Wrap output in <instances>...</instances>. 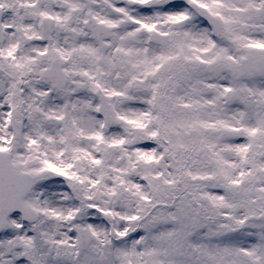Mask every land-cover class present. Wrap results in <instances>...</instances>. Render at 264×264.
<instances>
[{
	"label": "snow or ice",
	"instance_id": "6c2138e0",
	"mask_svg": "<svg viewBox=\"0 0 264 264\" xmlns=\"http://www.w3.org/2000/svg\"><path fill=\"white\" fill-rule=\"evenodd\" d=\"M0 264H264V0H0Z\"/></svg>",
	"mask_w": 264,
	"mask_h": 264
}]
</instances>
